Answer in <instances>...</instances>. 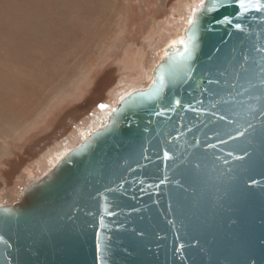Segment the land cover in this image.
<instances>
[{"label":"water","instance_id":"obj_1","mask_svg":"<svg viewBox=\"0 0 264 264\" xmlns=\"http://www.w3.org/2000/svg\"><path fill=\"white\" fill-rule=\"evenodd\" d=\"M211 3L147 88L0 206V264H264V12Z\"/></svg>","mask_w":264,"mask_h":264},{"label":"rangeland","instance_id":"obj_2","mask_svg":"<svg viewBox=\"0 0 264 264\" xmlns=\"http://www.w3.org/2000/svg\"><path fill=\"white\" fill-rule=\"evenodd\" d=\"M201 2L108 0L101 20L84 29L88 40L76 39L59 60L45 66L38 61L25 71L24 85L32 91L0 104V206L15 202L27 185L101 127L123 95L150 84L127 83V56L143 59L144 69L153 70L170 45L164 41L183 33V24ZM96 82L102 85L99 89ZM53 134L51 147L35 154L28 150L41 136Z\"/></svg>","mask_w":264,"mask_h":264},{"label":"bare ground","instance_id":"obj_3","mask_svg":"<svg viewBox=\"0 0 264 264\" xmlns=\"http://www.w3.org/2000/svg\"><path fill=\"white\" fill-rule=\"evenodd\" d=\"M107 4L108 0H0V61L8 60L7 65L0 64V104H9L15 97L32 91V88L26 87L29 85H24L26 78L22 75L27 74L25 71L30 70L33 63L39 61L41 66L48 65L63 57V51L74 40H88L84 29L101 20ZM182 27H185L184 24ZM174 36L167 43L164 41L163 45H175L183 38L180 32ZM162 54L165 56L166 52ZM156 56L159 58L160 54ZM142 60L127 56L123 64L124 69L129 71L127 83L138 85L147 81L148 85L152 82V70L146 71Z\"/></svg>","mask_w":264,"mask_h":264},{"label":"snow or ice","instance_id":"obj_4","mask_svg":"<svg viewBox=\"0 0 264 264\" xmlns=\"http://www.w3.org/2000/svg\"><path fill=\"white\" fill-rule=\"evenodd\" d=\"M235 6L236 8L239 9V15L242 16L249 10H255L256 12H264V0H212L211 5L206 9L207 11L211 12L216 10L217 8H226V7H231ZM239 18V17H237ZM218 23L221 24H232V21L227 18V16L224 17V19L219 20ZM236 29L240 28L239 24L233 25ZM195 34L193 33L192 35L189 36L187 41H180V44L185 46V51H189V48L192 50L195 49ZM261 49H257V51H260ZM212 81H209L211 83ZM177 106H180V101L177 100L176 102ZM101 109L105 108L106 105L101 104L100 105ZM162 113L157 112L156 115H161ZM261 115H264V113H261ZM221 119H224V117H221ZM251 127V125H249ZM243 134V133H241ZM87 139V138H86ZM87 147V144H85L84 147L81 148V151H84V149ZM165 156L167 157V153H165ZM110 191H114L113 189H110ZM2 239V238H0ZM97 251L99 252L100 245L97 243L96 245ZM100 257L99 255L97 256V260H99Z\"/></svg>","mask_w":264,"mask_h":264},{"label":"flooded vegetation","instance_id":"obj_5","mask_svg":"<svg viewBox=\"0 0 264 264\" xmlns=\"http://www.w3.org/2000/svg\"><path fill=\"white\" fill-rule=\"evenodd\" d=\"M97 82L95 83V87H98V89H99L102 85L100 83H98V85L96 86ZM102 83H104V82H102ZM101 94H103V91L101 92ZM67 124L68 125L71 124V118L69 121H67ZM57 133H59V132H57ZM57 133H55V134H57ZM55 134H53L50 137H46V138L44 136H41V141L37 144H33L32 146L28 147V150L35 154V153H39V152L43 151L45 148L51 147L52 146L51 143L54 142L56 139ZM10 170H11V168L9 169V171Z\"/></svg>","mask_w":264,"mask_h":264}]
</instances>
